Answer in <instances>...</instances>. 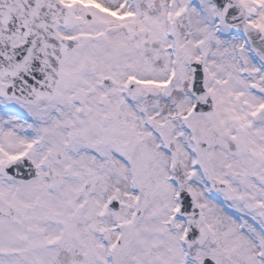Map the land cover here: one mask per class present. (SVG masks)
<instances>
[{"label":"snow or ice","instance_id":"1","mask_svg":"<svg viewBox=\"0 0 264 264\" xmlns=\"http://www.w3.org/2000/svg\"><path fill=\"white\" fill-rule=\"evenodd\" d=\"M0 264H264V0H0Z\"/></svg>","mask_w":264,"mask_h":264}]
</instances>
